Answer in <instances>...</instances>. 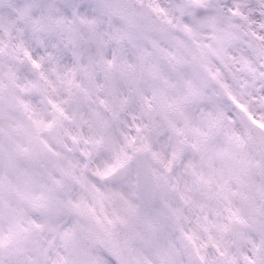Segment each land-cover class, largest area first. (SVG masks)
Wrapping results in <instances>:
<instances>
[{"label": "snow or ice", "instance_id": "obj_1", "mask_svg": "<svg viewBox=\"0 0 264 264\" xmlns=\"http://www.w3.org/2000/svg\"><path fill=\"white\" fill-rule=\"evenodd\" d=\"M0 264H264V0H0Z\"/></svg>", "mask_w": 264, "mask_h": 264}]
</instances>
